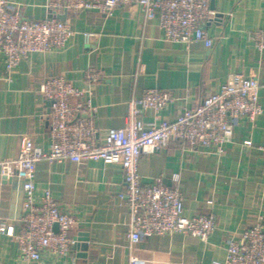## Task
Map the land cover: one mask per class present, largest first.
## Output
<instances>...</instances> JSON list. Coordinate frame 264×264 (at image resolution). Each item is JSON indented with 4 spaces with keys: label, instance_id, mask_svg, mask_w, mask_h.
<instances>
[{
    "label": "crops",
    "instance_id": "0c3cea01",
    "mask_svg": "<svg viewBox=\"0 0 264 264\" xmlns=\"http://www.w3.org/2000/svg\"><path fill=\"white\" fill-rule=\"evenodd\" d=\"M23 16L42 20L50 16L48 0H5ZM219 18L205 28L212 47L195 42L168 41L158 18L147 19L138 5L116 8L106 15L83 10L70 15L76 33L64 49L35 53L11 71L0 52V162L15 159L24 136L48 152L50 100L40 92L50 76H62L84 92L96 108V141H106L111 128L124 127L129 102L148 88L171 91L175 97L145 121H173L186 108L221 91L230 75L258 79L264 107V52L248 32L264 27V0H211ZM64 15V14H62ZM83 32L94 35L86 40ZM100 73L88 80L85 72ZM73 100H77L73 98ZM264 112L252 121L238 117L234 136L219 156L207 149H191L177 141L144 152L139 173L145 183L174 186L175 175L183 194L186 217L213 213L217 227L207 241L180 233L144 236L131 243L129 211L119 198L125 189L120 164L102 160H41L36 166V193L49 189L63 212L74 216L70 235L78 242L60 258L44 250L39 261L22 258L14 237L0 232V264H215L224 261L229 237L261 223L264 227ZM24 191L19 179L4 183L0 172V217L16 231L24 226ZM87 241H80V239ZM86 248L84 249V246Z\"/></svg>",
    "mask_w": 264,
    "mask_h": 264
},
{
    "label": "built area",
    "instance_id": "2783aa9c",
    "mask_svg": "<svg viewBox=\"0 0 264 264\" xmlns=\"http://www.w3.org/2000/svg\"><path fill=\"white\" fill-rule=\"evenodd\" d=\"M129 5H138L147 19L158 18L168 41L184 43L187 47L195 42H203L206 47L214 44L205 28L208 20L219 18L211 9V0H48L50 16L42 20L26 18L19 7L0 0V52L6 57V68L11 71L35 53L64 49L76 33L70 23L71 14L97 10L110 15L116 8ZM62 14L65 19L59 18ZM83 35L89 40L94 34L83 32ZM248 36L264 52V27L249 31ZM85 77L96 80L100 73L90 68ZM259 91L258 79L234 73L220 92L186 108L177 119L145 121L147 111L158 114L175 99L171 91L148 88L140 98L129 102L125 126L111 128L106 141L99 144L94 122L96 108L91 101L83 100L84 92L66 78L48 77L41 83L40 92L53 102L49 114L50 148L46 152L24 136L18 156L0 162L2 175L23 181L26 211L24 226L19 231L0 217V232L15 238L26 261L41 260L46 249L57 257H66L76 242L70 235L76 220L60 209L49 189L41 195L36 193L37 163L44 159L76 163L102 160L123 167L125 189L118 196L128 207L131 243L144 236L167 233L207 241L217 227L216 215L186 217L179 176L175 175L174 186L143 182L139 173L141 155L177 141L191 149L204 148L222 156L226 145L233 140L236 119L245 116L253 121L264 112ZM258 149L264 157V145ZM137 261L135 256L130 259L131 264ZM215 264H264L263 225L259 222L229 237L225 260Z\"/></svg>",
    "mask_w": 264,
    "mask_h": 264
},
{
    "label": "water",
    "instance_id": "95a60500",
    "mask_svg": "<svg viewBox=\"0 0 264 264\" xmlns=\"http://www.w3.org/2000/svg\"><path fill=\"white\" fill-rule=\"evenodd\" d=\"M59 18H61V19H65V15H59ZM52 101L50 100V104L52 105ZM0 172H1V169H0ZM2 179H3V182L4 183H12L14 180H16L17 178L16 177H7V176H5V175H2ZM21 182V185H22V187H23V181H20ZM25 213H26V211H25ZM54 229H55V231H58L59 230V226H58V224H55L54 225ZM87 241V239H80V241ZM74 245H78V242H75V244ZM84 246V249L86 248V245H83Z\"/></svg>",
    "mask_w": 264,
    "mask_h": 264
}]
</instances>
